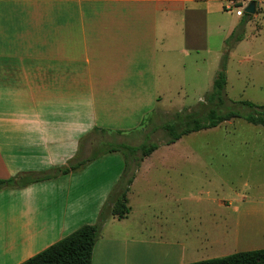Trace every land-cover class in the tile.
Instances as JSON below:
<instances>
[{"label":"crops","instance_id":"0c3cea01","mask_svg":"<svg viewBox=\"0 0 264 264\" xmlns=\"http://www.w3.org/2000/svg\"><path fill=\"white\" fill-rule=\"evenodd\" d=\"M201 1L0 0V180L68 166L83 138L96 129L124 132L110 133L119 137L134 133L147 114L170 98L174 73L192 70L197 77L205 49ZM237 16L246 18L247 25L262 18L234 45L259 40L256 63L264 74V0L254 15ZM243 22L238 27L247 31ZM246 60L255 63L252 56ZM183 138L159 147L140 164L127 196L130 213L107 220L92 264H141V257L143 264H190L182 160L197 152L178 146ZM82 148L86 153L87 147ZM162 149L178 158L150 161ZM90 166L0 191L6 200L0 204L6 218L0 226V264L6 259L22 264L82 226L98 223L122 174L93 191ZM157 170H165L166 191L155 189ZM230 203L220 200L219 206L230 211ZM228 217L234 226L231 212ZM201 241L205 248L219 243L208 228ZM149 250L158 252L149 259Z\"/></svg>","mask_w":264,"mask_h":264},{"label":"rangeland","instance_id":"374dc122","mask_svg":"<svg viewBox=\"0 0 264 264\" xmlns=\"http://www.w3.org/2000/svg\"><path fill=\"white\" fill-rule=\"evenodd\" d=\"M226 4L222 0H204L197 4L204 9L202 27H200L205 46L204 52L200 54L201 73L197 77L192 70L182 75L174 73L175 75H172L174 88L170 98L158 105L153 113L147 114L141 125L135 128L134 133L122 137L111 134L95 137L94 149H97L98 153L107 150V146L103 144L107 142L132 146L155 143L163 147L167 136L162 126L171 122L178 113L196 111L200 116L206 115L209 106L204 104L207 95L213 89L225 57L227 58L225 95L228 102L248 100L255 104L264 102V74L260 72V64L256 63L260 59L257 56L260 41L247 40L239 47L234 45L236 39L245 37V34L250 35L254 25L262 21V18L247 25L246 18L238 17L236 9L226 10ZM187 5L188 8L195 7L192 3ZM207 6L208 10L205 9ZM243 21L244 26H248L247 31L238 27ZM234 25L238 28L237 32L232 33L230 28ZM206 46L209 51H206ZM193 55L197 54L193 53ZM248 56H252L255 63H249L246 60ZM192 65H194L193 61L189 66ZM238 105H229L228 110L242 114L249 111L248 108ZM162 111L169 113L164 115ZM259 132L262 134L259 135ZM178 146L188 147L197 152L196 157L188 155L187 161L182 160L184 163L182 173L186 174L183 177L187 180L186 187L182 189L187 197V263L264 248V128L249 124L244 119H237L230 126L228 124L188 135ZM92 149L87 146L86 154H90ZM166 151L162 149L150 161H173L178 158L173 152ZM124 168L122 153L101 154L87 170L93 191L100 182L110 181L119 172L123 174ZM156 173L155 189L166 191L167 187L163 181L165 170H157ZM4 197L0 196L2 205L6 202ZM220 200H231L230 211L219 206ZM223 206L226 204L223 203ZM228 212L232 213L234 226L232 218L228 217ZM5 221V216L1 214L0 226H3ZM217 221H220V227ZM204 228L209 229L215 240L219 239L215 247L205 248V244H202L201 236ZM157 252L147 251L149 259ZM140 262L144 263L143 257L140 258ZM3 263L12 264V261L6 259Z\"/></svg>","mask_w":264,"mask_h":264},{"label":"trees","instance_id":"16d2710c","mask_svg":"<svg viewBox=\"0 0 264 264\" xmlns=\"http://www.w3.org/2000/svg\"><path fill=\"white\" fill-rule=\"evenodd\" d=\"M224 60L222 68L214 81L213 89L207 95L204 104L209 106L207 114L200 116L196 111L186 114L178 113L171 122L162 126L167 136L164 142L165 145L174 144L184 136L192 133L219 127L223 123L233 119H244L250 124L264 127V106L255 105L249 101L228 102L225 95V88L227 86L225 62L227 58L225 57ZM235 104L248 108L249 111L243 112V114L238 111H229V105L235 106ZM107 133L124 134L122 131L96 129L83 138L81 149L68 166L47 174L26 173L17 178L0 180V191L6 188L25 187L56 178L59 175H66L70 172L81 170L95 161L101 154L120 152L124 156V172L101 209L98 223L82 226L71 235L22 264H92L95 246L107 220L110 217L124 219L129 215L130 208L127 196L135 179L136 172L140 164L153 154L159 148V145L147 143L140 146H132L127 144H109L107 142L103 143L107 146V150L103 151V153H98L97 149H94L95 137L99 135L103 137ZM103 144L102 146H104ZM87 146L93 148L88 155L84 153L82 148ZM190 264H264V249L238 252L222 258L203 260Z\"/></svg>","mask_w":264,"mask_h":264},{"label":"built area","instance_id":"2783aa9c","mask_svg":"<svg viewBox=\"0 0 264 264\" xmlns=\"http://www.w3.org/2000/svg\"><path fill=\"white\" fill-rule=\"evenodd\" d=\"M226 2L227 4L225 5V9L232 11L236 9V14L239 16H244L245 13V8L249 5L251 0H222Z\"/></svg>","mask_w":264,"mask_h":264},{"label":"water","instance_id":"95a60500","mask_svg":"<svg viewBox=\"0 0 264 264\" xmlns=\"http://www.w3.org/2000/svg\"><path fill=\"white\" fill-rule=\"evenodd\" d=\"M259 0H251L249 5L245 8V13L249 15H254L257 10V3Z\"/></svg>","mask_w":264,"mask_h":264}]
</instances>
